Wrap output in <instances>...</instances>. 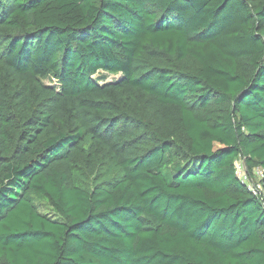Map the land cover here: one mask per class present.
I'll return each instance as SVG.
<instances>
[{"label":"trees","instance_id":"1","mask_svg":"<svg viewBox=\"0 0 264 264\" xmlns=\"http://www.w3.org/2000/svg\"><path fill=\"white\" fill-rule=\"evenodd\" d=\"M239 162L264 0H0V264H264Z\"/></svg>","mask_w":264,"mask_h":264},{"label":"built area","instance_id":"2","mask_svg":"<svg viewBox=\"0 0 264 264\" xmlns=\"http://www.w3.org/2000/svg\"><path fill=\"white\" fill-rule=\"evenodd\" d=\"M239 174H240V167L237 166ZM242 178L245 180L247 187L254 193L260 196L262 204L264 205V187L260 182V179L263 177L262 170L256 169V178L254 180L247 177V175L241 171Z\"/></svg>","mask_w":264,"mask_h":264},{"label":"rangeland","instance_id":"3","mask_svg":"<svg viewBox=\"0 0 264 264\" xmlns=\"http://www.w3.org/2000/svg\"><path fill=\"white\" fill-rule=\"evenodd\" d=\"M100 74H105V73H102V72H99L95 75V77L99 76ZM118 77V75H107L104 79H101L100 82H107V81H111L112 79H116ZM239 167H240V174H241V171H243V163L242 162H239ZM38 206H39V209L43 212H47L48 214H51L49 209L47 208V206L44 204V203H38Z\"/></svg>","mask_w":264,"mask_h":264}]
</instances>
